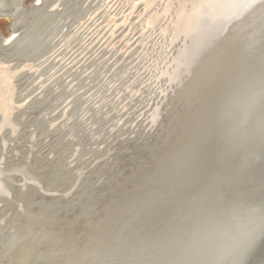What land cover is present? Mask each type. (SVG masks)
<instances>
[{
  "label": "rangeland",
  "instance_id": "1",
  "mask_svg": "<svg viewBox=\"0 0 264 264\" xmlns=\"http://www.w3.org/2000/svg\"><path fill=\"white\" fill-rule=\"evenodd\" d=\"M246 2L240 15L237 5L194 34L193 38L202 31L214 36L215 47L201 70L196 67L179 81L162 77L160 85L169 80L170 84L162 87L164 92L159 89L160 95L147 97L148 85L140 82L141 90L130 105L124 101L121 110L110 103L112 96L105 107L99 98L94 100L105 94L107 81L98 80V69L83 74L90 60L96 61L94 54L89 56L92 49L84 53V62L78 57L84 48L73 58L68 54L76 50L66 51L71 65L45 83L39 96L34 93L25 100V124L16 139L10 142L8 136L5 147L0 141V174H13L15 179L13 194L0 203V264H189L192 254V264H264V18L252 23L264 14V0ZM181 5L175 0L168 18L181 13ZM249 12L248 20L227 39ZM75 15L83 13L71 15L67 23L76 20ZM7 24L0 18L4 35ZM105 57L104 62L111 59ZM72 81L74 87L68 90ZM29 83L22 79L20 86ZM91 89L97 94L88 99ZM32 90L29 86L22 97ZM74 93L71 115L58 118L57 112L50 113ZM152 107L155 119L149 124L147 111ZM53 118L57 119L49 126ZM26 170L37 184L23 186ZM237 224L246 229L261 225L260 238L244 251L223 257ZM238 245H231L229 254Z\"/></svg>",
  "mask_w": 264,
  "mask_h": 264
},
{
  "label": "bare ground",
  "instance_id": "2",
  "mask_svg": "<svg viewBox=\"0 0 264 264\" xmlns=\"http://www.w3.org/2000/svg\"><path fill=\"white\" fill-rule=\"evenodd\" d=\"M244 1H245L244 4H246L247 3L246 1L248 0H244ZM244 1L240 0L239 4L238 3L235 4V0H217L216 3H213L208 6L202 3V1L198 3V0H181L182 2V5L180 7L182 9L181 13H178L177 16H172L168 18L169 16L166 14V12L168 9L170 10V13L172 12L171 10L173 9V7L171 8V6L174 5L175 0H172L171 4L169 3V0H133L132 3L134 4L138 3V4L135 5L132 10L134 12L131 16L130 22L128 24L120 23L118 32L113 37V35L109 33L110 32L109 28L121 22V19L126 18L125 16L130 12L128 10H131L129 9L130 7L129 8L125 7L124 3L121 4L120 0H115V1L111 0V1H102V2H100L99 0H40L39 4L36 3V0H0V18L6 20L9 24V25L7 24L8 28L6 29L7 33L5 35L2 32H0V62L2 61L7 63L12 71L11 72L9 68L7 69L4 67H0V141L2 143V147H5L6 143H10L11 141L13 142V140L16 139L19 129L23 127V125L25 124V116L27 113L26 111L28 109V106H24L25 100L34 93H37V96H39L44 91L43 86L45 83L51 80L59 72H63V70H65L66 67L71 65L72 61H68V59H65V56L67 55L66 53L67 50L69 49L71 51L73 49L76 50L75 51L76 53L68 54L69 56L71 55V58H73L75 54L79 53L78 51L80 48H84L81 54L79 53L80 55L78 56L82 60L84 58L83 60L84 62L87 59V57L84 56V53L87 50L92 49L93 52L90 53L89 56L91 57L94 54L96 56L95 58L96 61L90 60L89 63L91 64L88 65L89 67L86 68L83 74L90 72L87 74L88 76L89 74H93L95 70L97 69L100 70L97 76L100 77L98 78V80H102L103 78L105 81H107V83L105 82L106 83L105 86L107 87V89L104 95H102L99 92H98L99 94L96 93L97 94L96 95L94 91L91 89L90 92H87V96L86 95L85 96L88 99H90V97L94 98V95H96L94 100L96 98H99L100 103L102 102L103 107L107 105L106 99L112 96L113 98L110 100V103L114 105L115 104L118 105L119 110H121L123 108V102L128 100L127 105H130V103L133 101V97L141 90L138 89L140 82H142L143 84H145L146 82V85H148L146 90L144 91V93L147 94V97L151 96V94L153 93H155L156 95H160L161 91H159V89L161 88V90L164 92V89H162V87L166 86L168 88L170 84V80L179 81L183 77L192 74L196 67H197L196 70H201L204 67L203 65L205 64V62H207L206 60L210 58L213 52L212 48L215 47L214 36L209 32L202 31L199 36L193 38L194 34L198 30H201V27L204 24L208 22L211 24L216 23V21H218L220 17L231 12L232 9L237 5H238L237 6L238 15H240L241 14L240 9L244 6V5L242 6L241 4ZM249 5L251 4H248V6ZM78 6L80 9L79 8L77 9ZM81 11L83 13L82 17L78 18L75 15L77 19L67 23L71 15L73 16V14L75 13L78 14ZM251 13L250 12L249 14L247 13L242 18V21L235 27V29L231 30L230 33L227 34L228 37L227 39H230V37H232L237 33V31L240 29L243 23H245L248 20L249 15ZM113 15H116V19L114 20V23L108 22L109 18ZM106 16L107 19L105 21ZM11 33H14L16 37L12 41H10V43L2 44V39H6L8 36H10ZM218 37H219V33H218ZM177 41H181V43L177 44L174 47L173 44H175ZM59 44L62 46L61 48H58ZM105 55H106L105 59L111 56V59L108 60V62H111L113 64L110 67L107 66L108 62L103 61ZM119 56H121L120 57L121 59L116 60L117 58H119ZM42 64L44 66H42ZM80 64L81 63H79V65H77L74 68V70H77ZM45 65L49 66L48 67L49 72L47 71L48 73H50V71L53 72L50 73L48 76H47L48 74L47 72L44 73L46 68ZM100 65H104L103 66L104 69L100 68L99 67ZM61 66H63V68ZM120 66H122L121 68L123 72L122 74L120 73L119 79H123V81L116 78V74L118 72H121V70H119ZM32 67H34L35 70H32ZM251 68L253 67H250V69L248 68L249 69L248 71H250ZM43 76H45V79L41 80ZM164 76L168 77L170 80L165 85L163 84L160 85V79H162V77ZM242 76L244 77L246 75H242ZM58 78L59 77H57V79H55L54 82H56ZM22 79H26L30 82L28 87L29 86L33 87L32 92L28 93V95L24 97H22V92L26 91L28 87L22 88L20 86L21 85L20 82ZM65 79H68V77H66ZM248 79L249 77L247 78V80ZM119 81L124 84L119 83ZM243 81L245 83L246 82L249 83L250 80L249 81L243 80ZM75 82L76 81L70 82L67 89L68 90L73 89ZM90 82L91 81H89V83ZM88 85L89 84L87 83V86ZM98 85L96 86L95 84V88H97ZM102 87L103 86L99 87L100 89H98V91L102 90ZM199 88H201V85L199 86ZM110 90L113 91L111 92L110 95H107L106 93L109 92ZM79 91L82 92L81 90ZM80 92L77 91L78 94ZM77 93H74L71 96L67 94L65 96V99H63L59 105L55 106L50 111V113L57 112L59 114L58 118L64 117L66 114L71 115L73 113L72 112L73 109L68 111V108L76 102V99L74 98L71 101L70 99H72L73 96H75V94ZM121 93L123 94V96L120 98L119 95ZM193 97H194V93H193ZM146 101L149 102L150 99H146ZM217 104L215 107H218ZM153 107L147 111L149 112V116H148L149 124H153L154 123L153 119H155L153 114L150 115L151 110H153ZM220 111L221 109L219 110V112ZM223 111L224 110H222V112ZM212 115H214V113ZM212 115H210V117ZM69 118L70 117L68 116V119ZM56 119L57 118L51 119L49 126L53 125V122ZM239 132H241L240 129ZM8 136L10 137L8 138ZM97 136L99 137V135ZM7 138L10 142L6 141ZM25 152H23V155L25 154ZM54 156L51 157L54 158ZM191 163H189V165ZM196 165L198 164L196 163ZM179 171L181 172V170ZM215 171H218V169ZM210 174L211 173H209V175ZM178 176L179 175H177V177ZM24 177H26V180L24 181L23 184L24 187H26L27 183H32L34 185L39 182L38 179H36L33 176H30L27 170L24 172ZM14 181L15 179L13 174H8V175L0 174L1 204H5L8 202L9 197L11 196V193L13 192L14 189L12 185ZM211 187H213V189L217 188L214 187L213 185ZM220 187H218L217 189H219ZM211 189L212 188H209L208 191ZM194 192H198V190L197 191L195 190ZM195 194L197 195V193ZM65 196H69V195H65ZM218 199H220V197ZM171 202L172 199L170 203ZM237 226L233 239L231 240L229 246L223 251V257L226 258L232 257L236 253L244 251L245 249L249 248V246L253 244L254 240L259 236L261 232V225H254L251 229H246L242 225H239L238 227ZM217 234L218 237L219 234L221 233H217ZM244 234L246 235L243 236ZM242 238H244V242H242L241 240ZM209 242H213V240ZM235 243L236 244L239 243L238 247L236 248V251L233 252V254H229L230 253L229 247L231 248V245ZM218 250H219L218 252L221 251V249ZM10 253H12V251ZM194 255L195 254H192V256L188 259L189 264H192V259H194ZM215 255L218 257L217 253L214 254V256ZM221 255L222 253L220 252L219 258ZM242 256L244 255H241V257ZM7 259L9 258L7 257ZM199 264H203V262Z\"/></svg>",
  "mask_w": 264,
  "mask_h": 264
},
{
  "label": "water",
  "instance_id": "3",
  "mask_svg": "<svg viewBox=\"0 0 264 264\" xmlns=\"http://www.w3.org/2000/svg\"><path fill=\"white\" fill-rule=\"evenodd\" d=\"M102 1H111V0H102ZM113 1H115V0H113ZM121 1V4L122 3H124V5H125V7H127V8H129V9H131V10H128V11H130L125 17L126 18H124V19H121V22H119V23H117L115 26H112V27H110L109 29V33H111L112 35H113V37L115 36V31L120 27V23H124V24H128L129 22H130V19H131V16H132V14H133V12L134 11H132L133 10V8H134V6L135 5H137L136 3L134 4V3H132V1L133 0H120ZM126 1H127V3H126ZM131 2V3H130ZM129 4V5H128ZM128 5V6H127ZM127 12V11H126ZM262 18H264V14L263 15H260V16H258V17H255V18H253L252 20V23L253 22H255V21H258V20H261ZM116 19V15H113V16H111L110 18H109V21L108 22H112V23H114V20ZM251 23V24H252ZM14 33H11L10 34V36H12ZM15 35V34H14ZM9 37V36H8ZM7 37V38H8ZM15 37H16V35H15ZM6 38V39H7ZM13 40V39H12ZM11 40V41H12ZM4 41H5V39H2V44H5L4 43ZM10 43V42H9ZM8 44V43H7ZM118 45V44H117ZM116 45V46H117ZM0 64L4 67V68H9L10 66L7 64V63H5V62H0ZM10 69V68H9ZM32 70H35V68L34 67H32ZM10 71H11V69H10ZM12 72V71H11ZM259 236L254 240V242H253V244H255V243H257V241L259 240Z\"/></svg>",
  "mask_w": 264,
  "mask_h": 264
},
{
  "label": "snow or ice",
  "instance_id": "4",
  "mask_svg": "<svg viewBox=\"0 0 264 264\" xmlns=\"http://www.w3.org/2000/svg\"><path fill=\"white\" fill-rule=\"evenodd\" d=\"M172 0H169V3L171 4ZM217 0H202V3L206 4V5H211L213 3H216ZM36 3L39 4L40 0H36ZM15 38V35L13 34L12 36H9L7 39H5L4 43L7 44L9 43L12 39ZM0 67H3L2 65H0Z\"/></svg>",
  "mask_w": 264,
  "mask_h": 264
}]
</instances>
